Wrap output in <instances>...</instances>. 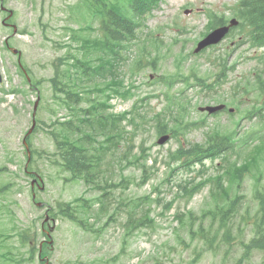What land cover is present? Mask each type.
<instances>
[{
	"label": "rangeland",
	"instance_id": "1",
	"mask_svg": "<svg viewBox=\"0 0 264 264\" xmlns=\"http://www.w3.org/2000/svg\"><path fill=\"white\" fill-rule=\"evenodd\" d=\"M237 1L163 0L162 4L146 17L145 26L137 32L139 40L144 38L143 48L157 47L158 43L153 33L148 38L146 34L155 26H169V29L161 34V38L170 45L174 54L187 56L181 65L182 73L185 76L195 73L197 77L206 78L210 83L214 82L219 69L216 63L206 59L208 53H213L214 56H228V68L233 70L227 72V77L220 84L219 94L215 95V99H207L206 96L209 94L206 90L197 88L185 91L187 84L180 82L174 84L173 92L183 90V97L190 102V109L193 111H197L199 106L219 103H225L228 109L235 110L233 116L222 114L218 117H207L192 113L191 117L204 122L206 127L194 130L189 135V139L197 143H204L207 139L206 134L215 128L223 134L236 132L235 137L239 136L234 155H231L230 150L218 159L221 161L219 165L218 161L208 162L206 165L208 169L204 175L198 177L195 173L198 181L222 173V185L225 186L234 175L239 177L236 173L227 172L231 162H248L250 170L239 177L240 187H236L235 184L227 187L231 199L241 196L240 203L233 209L235 215L223 218L222 214L215 213L220 211L217 204L223 202L225 197L221 195L216 200L212 196L211 189L213 186L217 187L214 177L206 180L202 191L196 193L190 200L183 196L176 198L171 209H164V198H159L160 205L154 201L144 203L149 194L157 199L150 191L154 190L161 179L164 180L168 176L162 159L167 155L165 152L168 147L160 152L162 147L156 144V138L152 133L145 137L139 136L136 141L133 138L135 147L127 149L126 157L119 160L111 155V144H108V151L101 152L102 164L97 181L101 185V190L105 189L109 193L106 200H109L110 204L107 205V211L104 209L101 213V219H87L86 225L79 227L74 220L60 214L57 207L81 197L87 204V210H90L92 205L97 210L100 204L96 199L103 191L87 188L82 180H71L69 174L52 163L56 147L52 138L47 135L50 133L45 130L47 125L43 124L49 125L50 121L70 116L67 109L56 114L57 108L52 100L54 92L50 80L54 78L58 67L65 70L71 66L69 54L84 57L88 53L81 47V36L87 35L90 31H83L81 27H93L94 24L92 17L87 15V10L81 15L80 8L76 7L87 3L88 0H0V6L14 11L15 18L12 23L18 29V34L12 36V29L2 25L3 16L0 10V66L6 70L13 85H19L17 89L20 91L15 96L7 98L12 105H8L0 94V168H5L0 172V191H3L0 193V206L13 205L16 216L11 217V221L24 227L23 236L15 245V259L7 264H41L39 259L35 262L27 260L29 251L27 245L29 242L40 245L45 239L41 229L45 208L33 206L30 189L32 179L24 171L27 156L22 146V140L32 126L36 94L30 91L25 79L18 74L20 72L17 67L18 56L13 55L5 47L6 38L11 47L22 52L20 59L23 65L28 69L34 83H39L40 103L36 113L39 128L36 134L33 132L30 137V148L35 151L30 168L42 176L45 189L40 193L36 189L38 199L48 209L50 208L49 216L56 222L55 232L52 234V247L48 246L49 254L46 258L43 256L42 264H264L263 251L254 247L245 249L257 237L254 225L259 204L255 200V194L264 193V114L253 119L246 116L247 109L255 103L251 75L256 64L255 61H246L245 58L252 56L255 50L247 45L236 47V39L230 36L215 46V50L209 49L198 57L192 55L197 43L195 40L202 38L201 34L208 26L207 16L199 15L197 11H212L227 19L232 17ZM186 9H191L192 13L185 15ZM174 23L183 27L185 35L182 36L175 26L172 27ZM98 27L97 21L95 28ZM73 28L78 30V38H71ZM92 33L99 35V32ZM139 43L138 40L134 41L129 50L123 52L129 58L126 57L128 60L121 62V67L117 69L126 85L134 83L137 87L133 89L128 100L113 96L110 101L113 109L110 111L108 108L110 112L120 113L129 110L136 100L141 103L146 95L164 91L165 87L159 83L162 76L178 71L176 60L159 59L155 68L147 66L131 80L128 68L131 69L134 60L138 62L137 57L141 52L136 46ZM227 46L229 48L225 52ZM95 54L89 53L90 56ZM145 56L152 58L154 51L148 47ZM106 62L107 60L104 61ZM189 82L193 83V80ZM93 87V81H88L85 85L87 89ZM91 98L105 100V95L95 92ZM150 101L149 109L154 106L160 108V103L156 104L155 99ZM83 106L86 107L87 104L84 103ZM47 128L53 132L50 127ZM143 139L148 140L146 147L151 148L149 150L151 158L158 156L161 162L157 165L159 171L150 181L138 184L142 174L140 170L128 168L130 165L127 162L139 154V145ZM170 146L175 148L176 143L173 142ZM11 172L15 173L12 174L13 177L10 176ZM180 178L182 181L185 176ZM174 197L175 189L165 195V202L169 203ZM132 199L135 201L132 202ZM223 208L228 209V205H224ZM130 211L137 215L139 211L149 212L155 222L142 225L140 229L138 227L131 229L127 234L124 223ZM178 213L186 217L180 227L174 218ZM87 217L88 213L85 211L83 218ZM3 219L0 218V228L13 230L14 226H10V222ZM3 260L4 253L0 251V264Z\"/></svg>",
	"mask_w": 264,
	"mask_h": 264
},
{
	"label": "trees",
	"instance_id": "2",
	"mask_svg": "<svg viewBox=\"0 0 264 264\" xmlns=\"http://www.w3.org/2000/svg\"><path fill=\"white\" fill-rule=\"evenodd\" d=\"M76 7L80 8V11H78L81 15L87 10L91 16L102 18L101 28L98 29L102 34L99 37L85 39L81 45L82 47H87L88 53H98L102 50L101 48L106 47L109 42L120 39L119 32L134 28V25H136L134 22L135 15L139 14L138 16H141L143 14L145 0H115L112 2L110 0H88L87 3L77 5ZM235 16L239 19L240 24L239 30L233 32V37L239 36L244 42L250 40L252 44L254 43L258 45V47L264 46V0H240L235 10ZM211 22L213 26L223 23V21L218 18L212 19ZM116 26H118V28ZM108 47L110 51H112V54L117 51L115 53L117 57L118 50L116 49H119L120 46H116V49H114V45ZM96 57L105 58V55L100 54ZM68 58L72 61L71 66L65 70H57V75L52 81V84L60 103L71 110L76 121L71 119L64 122H55L53 126H59L53 128V132L49 130L50 133H47L54 141L57 151L54 163L57 164L60 169L69 172L70 175L74 177V180H82L88 188H101L99 183H95V179H97L100 174V166L102 164L101 152L107 148V143H113V147L110 150L111 154L114 158H120L125 153V150L123 151L125 146L131 147L134 145L132 139L135 137L136 132H128L123 126L121 120L128 114L118 116L111 112L106 113L108 109V97L106 95L108 92L116 94L121 92L118 86L119 82L114 81L112 78L104 82L105 85L101 86L102 88L95 89L106 96V101L91 104L90 107H92L93 112H90L89 108L83 109L81 107L80 101L82 99V93L76 90L78 88L77 82H82V91H90L85 88L86 82L88 80H93V75L102 73L99 69H102L106 63L101 61L97 64L93 61L95 59L80 58L72 54H69ZM107 58L108 56L106 59ZM61 77L66 78V80L60 79ZM257 80L258 86L264 84V78H262V76H257ZM197 85L202 88L210 89L209 85L206 83L201 82ZM260 98L264 101V89L261 90ZM168 110H171V108ZM165 112H167V110L163 109L161 112L154 114V119L157 120L161 118ZM131 116V123L137 127L138 124L140 126L143 116L137 115L135 112H133ZM185 116L184 113H179L175 116V122L172 126L169 123H164V125H159L157 127V132L162 133L170 129L175 135L182 131H187L193 124L185 123ZM85 122H87V124H84ZM121 139L123 140V144ZM229 148L226 139L217 140V144L214 147L207 149L203 147V150L199 149L197 144H188L187 146H180L175 153L170 154V159L179 160L180 165L187 169H191V164L201 163L210 156V159H215L219 154L227 152ZM141 152L143 156H145L148 150L142 146ZM148 157L149 156L141 161H138V158H136V160H133V164L130 165L136 169L140 168L142 170V182H144L145 178L150 177L147 173L151 172L153 168L147 165ZM171 164L170 162L169 165ZM247 165V163H242L239 170H245V166ZM174 171L175 170H172L170 174L174 173ZM189 185L190 186H184L183 189L186 195L192 197L199 190L200 185H195L194 183H190ZM100 191H103L99 198L101 206L104 207L105 205V207H107L105 200V193H107V191L105 189ZM259 200L261 201L262 209L255 223V227L259 232V237L252 241V245L255 249L264 252V194L259 195ZM133 201H135V199L132 200V202ZM84 202L83 199L79 201L75 199L68 203H62L57 207V211L64 215L65 218L74 220L77 225L84 226L88 218H83V214L85 211L90 212V210L88 211L86 209ZM234 203L235 202H232L230 204L229 211L227 212H230L234 208ZM169 205L170 204H168V206ZM169 207H171V205ZM105 210H107V208H105ZM9 212L13 216V213L11 211ZM148 213L149 212L139 211V215L142 217L145 216L146 218H139L138 220V215L130 211L129 223L126 225V228L128 230H134V228L141 225L153 223V221L145 220L150 219ZM178 220L181 224L185 221L181 218ZM23 231V226H16L13 230L3 228L0 231L1 240L3 241L0 245L2 246V251L7 261L8 259H15V245L23 236ZM12 236L16 237L12 238ZM12 240L14 241L11 242ZM37 245L38 244L35 245L29 242L27 247L32 249L31 253H33L39 250V245ZM253 246H246L245 249ZM45 247L46 245L43 246L44 250Z\"/></svg>",
	"mask_w": 264,
	"mask_h": 264
},
{
	"label": "water",
	"instance_id": "3",
	"mask_svg": "<svg viewBox=\"0 0 264 264\" xmlns=\"http://www.w3.org/2000/svg\"><path fill=\"white\" fill-rule=\"evenodd\" d=\"M215 41H217V40L214 39V36H210L205 41H203L201 43V47L206 46V45H208L210 43H213ZM221 109H223V106L214 107V108H211V109H208V110H209L210 113H214V112L219 111Z\"/></svg>",
	"mask_w": 264,
	"mask_h": 264
},
{
	"label": "flooded vegetation",
	"instance_id": "4",
	"mask_svg": "<svg viewBox=\"0 0 264 264\" xmlns=\"http://www.w3.org/2000/svg\"><path fill=\"white\" fill-rule=\"evenodd\" d=\"M43 231H44V233H46L47 231L43 228Z\"/></svg>",
	"mask_w": 264,
	"mask_h": 264
}]
</instances>
